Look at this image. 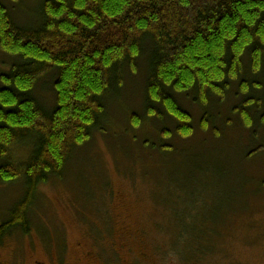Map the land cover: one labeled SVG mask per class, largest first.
<instances>
[{
	"label": "trees",
	"instance_id": "16d2710c",
	"mask_svg": "<svg viewBox=\"0 0 264 264\" xmlns=\"http://www.w3.org/2000/svg\"><path fill=\"white\" fill-rule=\"evenodd\" d=\"M32 3V22L24 25L0 2V51L14 59L0 68V180L23 181V196L1 223L0 238L10 228L28 232L38 186L62 176L73 151L88 143L95 130L105 131L107 101L120 106L125 80L137 75L141 58L139 106L145 118L160 122L154 132L161 141L186 140L195 132L178 94L202 109L203 131L216 119L206 110L210 100L223 102L233 90L237 103L228 114L238 115L247 130L255 116L264 125V0ZM47 76L54 90L51 106L35 95ZM121 106L138 127L142 118L133 104ZM151 137L143 139L142 148L154 153L192 150L203 143L156 149L148 142ZM16 144L30 146L26 159L11 156ZM260 149L256 145L248 155Z\"/></svg>",
	"mask_w": 264,
	"mask_h": 264
},
{
	"label": "rangeland",
	"instance_id": "374dc122",
	"mask_svg": "<svg viewBox=\"0 0 264 264\" xmlns=\"http://www.w3.org/2000/svg\"><path fill=\"white\" fill-rule=\"evenodd\" d=\"M16 1L0 0L13 19L27 25L33 0ZM13 62L0 51V68ZM138 63L137 75L126 78L119 99L122 105L133 104L141 124L135 128L121 104L108 100L105 131L95 130L73 151L62 176L38 186L28 211L30 235L14 228L0 253L15 248L37 253L49 244L75 262L81 255L77 242H84L86 247L93 243L103 264H264V125L255 116L247 130L238 115L228 114L237 103L233 90L223 102L210 100L206 110L216 119L203 131L202 109L178 94L195 132L186 140L161 141L154 132L160 122L145 118L139 106L145 65L142 58ZM49 82L47 76L35 88L46 106L54 101ZM166 126L174 129L169 121ZM148 136L156 149L203 143L192 150L154 153L142 148ZM256 145L260 151L248 155ZM11 146L17 160L28 157L29 145ZM22 196L21 179L0 180V224ZM199 238H204L201 247L196 246ZM115 241L119 256L111 245Z\"/></svg>",
	"mask_w": 264,
	"mask_h": 264
},
{
	"label": "flooded vegetation",
	"instance_id": "af4514ba",
	"mask_svg": "<svg viewBox=\"0 0 264 264\" xmlns=\"http://www.w3.org/2000/svg\"><path fill=\"white\" fill-rule=\"evenodd\" d=\"M2 224H0V227ZM13 228H10L3 232L0 238V250L4 247V240L10 236ZM28 232L22 233L25 234V237L30 235ZM77 246L81 249L80 256L77 257L75 262L67 261L66 257L62 253H58L55 250L51 249L50 245L47 244L43 247L41 252L33 251H23L21 249H11L9 252L4 254L0 253V264H103L101 259V254L96 250L93 243L91 247H86L84 242H77ZM45 244V243H44ZM113 251L119 256L117 242L111 243ZM125 263V260H123ZM109 263V262H108ZM109 264H116L110 262Z\"/></svg>",
	"mask_w": 264,
	"mask_h": 264
}]
</instances>
